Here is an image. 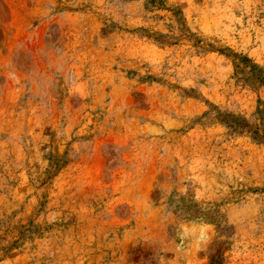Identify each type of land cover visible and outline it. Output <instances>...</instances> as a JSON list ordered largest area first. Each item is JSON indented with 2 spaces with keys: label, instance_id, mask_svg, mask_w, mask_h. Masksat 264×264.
I'll list each match as a JSON object with an SVG mask.
<instances>
[{
  "label": "rangeland",
  "instance_id": "rangeland-1",
  "mask_svg": "<svg viewBox=\"0 0 264 264\" xmlns=\"http://www.w3.org/2000/svg\"><path fill=\"white\" fill-rule=\"evenodd\" d=\"M258 77L264 0H0V264H264Z\"/></svg>",
  "mask_w": 264,
  "mask_h": 264
},
{
  "label": "clouds",
  "instance_id": "clouds-1",
  "mask_svg": "<svg viewBox=\"0 0 264 264\" xmlns=\"http://www.w3.org/2000/svg\"><path fill=\"white\" fill-rule=\"evenodd\" d=\"M212 231L211 226H205L200 230L199 236L196 238L199 250H207V246L212 242L213 237L209 235Z\"/></svg>",
  "mask_w": 264,
  "mask_h": 264
},
{
  "label": "trees",
  "instance_id": "trees-1",
  "mask_svg": "<svg viewBox=\"0 0 264 264\" xmlns=\"http://www.w3.org/2000/svg\"><path fill=\"white\" fill-rule=\"evenodd\" d=\"M259 81H263L264 82V78L263 77H258ZM240 126H246V124H241ZM261 132V133H260ZM253 133L256 135H260L261 138H264V128L263 129H259L257 128V130L253 131Z\"/></svg>",
  "mask_w": 264,
  "mask_h": 264
}]
</instances>
